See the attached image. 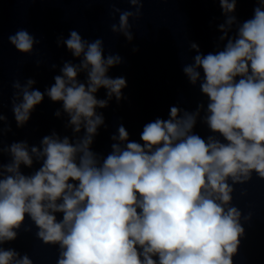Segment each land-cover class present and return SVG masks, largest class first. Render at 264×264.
Wrapping results in <instances>:
<instances>
[{"label":"clouds","instance_id":"clouds-1","mask_svg":"<svg viewBox=\"0 0 264 264\" xmlns=\"http://www.w3.org/2000/svg\"><path fill=\"white\" fill-rule=\"evenodd\" d=\"M144 2L127 0L134 10L113 7L119 20L111 31L131 41L129 21L141 18ZM238 2L218 0L222 46L204 54L192 42L196 54L183 67L207 97L202 122L214 134L207 138L194 131L203 103L194 112L170 106L167 119L143 125L138 141L121 124L111 151H94V138L105 126L97 109L113 97L124 99L127 80L109 75L123 58L105 55L103 39L89 41L77 30L57 38L78 62L64 61L54 83L41 91L31 77L12 82L17 128L29 123L47 96L61 104L54 116L66 114L72 136L53 129L38 146L5 143L12 126L0 110V245L15 241L22 226L31 231L27 218L37 238L59 246L57 264H234L245 236L241 210L231 203L234 186L253 173L264 180V0H253V15L244 21L235 15ZM8 40L27 55L40 43L24 28ZM101 89L106 98H98ZM0 264L33 261L0 247Z\"/></svg>","mask_w":264,"mask_h":264}]
</instances>
